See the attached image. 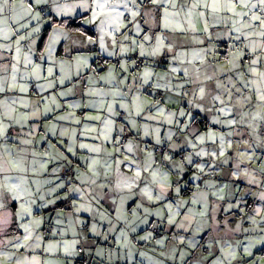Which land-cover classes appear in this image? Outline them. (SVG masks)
Returning <instances> with one entry per match:
<instances>
[{
	"label": "clouds",
	"instance_id": "clouds-1",
	"mask_svg": "<svg viewBox=\"0 0 264 264\" xmlns=\"http://www.w3.org/2000/svg\"><path fill=\"white\" fill-rule=\"evenodd\" d=\"M0 264H264V0H0Z\"/></svg>",
	"mask_w": 264,
	"mask_h": 264
}]
</instances>
